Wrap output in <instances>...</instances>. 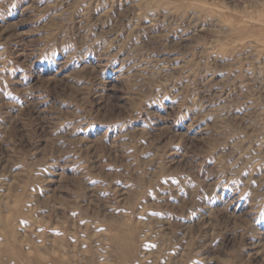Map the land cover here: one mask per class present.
I'll list each match as a JSON object with an SVG mask.
<instances>
[{"label":"rangeland","instance_id":"obj_1","mask_svg":"<svg viewBox=\"0 0 264 264\" xmlns=\"http://www.w3.org/2000/svg\"><path fill=\"white\" fill-rule=\"evenodd\" d=\"M0 264H264V0H0Z\"/></svg>","mask_w":264,"mask_h":264}]
</instances>
